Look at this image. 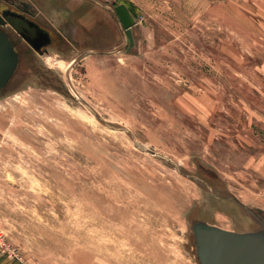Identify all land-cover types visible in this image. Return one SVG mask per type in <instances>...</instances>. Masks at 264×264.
<instances>
[{
    "label": "rangeland",
    "instance_id": "1",
    "mask_svg": "<svg viewBox=\"0 0 264 264\" xmlns=\"http://www.w3.org/2000/svg\"><path fill=\"white\" fill-rule=\"evenodd\" d=\"M23 7L52 43L16 41L0 94V252L197 264L193 221L256 227L232 199L264 213V0H0Z\"/></svg>",
    "mask_w": 264,
    "mask_h": 264
},
{
    "label": "water",
    "instance_id": "2",
    "mask_svg": "<svg viewBox=\"0 0 264 264\" xmlns=\"http://www.w3.org/2000/svg\"><path fill=\"white\" fill-rule=\"evenodd\" d=\"M113 11L128 41V50H130L134 46L132 27L135 19L125 4L116 5ZM0 24H4L1 15ZM39 31L36 30L35 38L32 36V39L23 35L25 41L37 53H39L43 39ZM43 44L47 45L48 42ZM18 61V53L12 42L5 33L0 32V91L12 77ZM232 201L247 212L256 227L244 231H229L205 221H193L190 229L197 264H264V213L260 214L234 199Z\"/></svg>",
    "mask_w": 264,
    "mask_h": 264
},
{
    "label": "flooded vegetation",
    "instance_id": "3",
    "mask_svg": "<svg viewBox=\"0 0 264 264\" xmlns=\"http://www.w3.org/2000/svg\"><path fill=\"white\" fill-rule=\"evenodd\" d=\"M0 15L4 20V24H0V32H3L7 35L9 40L12 42L15 51L18 53L15 45L16 41L18 40H23L31 49H33L25 41L23 35L25 34L30 38L32 36H33L32 38H35L34 36L36 35L35 34L36 30L39 31L40 29L37 23L32 20L33 18L32 15L30 14L29 9L27 7H23L22 9H18L17 11H4L0 13ZM39 32L41 33L43 39H42V46L40 47L38 54L42 55L44 53V50L51 45L52 40H51V36L47 32H44L42 30H40ZM44 42H48V44L44 45L43 44ZM18 57H19V53H18Z\"/></svg>",
    "mask_w": 264,
    "mask_h": 264
},
{
    "label": "crops",
    "instance_id": "4",
    "mask_svg": "<svg viewBox=\"0 0 264 264\" xmlns=\"http://www.w3.org/2000/svg\"><path fill=\"white\" fill-rule=\"evenodd\" d=\"M11 247H9L10 249ZM14 256L10 255L9 253L6 255V253L3 254V252H0V264H28V262H23L21 258L18 257V253L13 252Z\"/></svg>",
    "mask_w": 264,
    "mask_h": 264
},
{
    "label": "built area",
    "instance_id": "5",
    "mask_svg": "<svg viewBox=\"0 0 264 264\" xmlns=\"http://www.w3.org/2000/svg\"><path fill=\"white\" fill-rule=\"evenodd\" d=\"M0 249L2 250V251H9V249H8V247L5 245V243L3 242V238H2V236L0 235Z\"/></svg>",
    "mask_w": 264,
    "mask_h": 264
},
{
    "label": "bare ground",
    "instance_id": "6",
    "mask_svg": "<svg viewBox=\"0 0 264 264\" xmlns=\"http://www.w3.org/2000/svg\"><path fill=\"white\" fill-rule=\"evenodd\" d=\"M2 91V90H1ZM1 91H0V94H1Z\"/></svg>",
    "mask_w": 264,
    "mask_h": 264
}]
</instances>
